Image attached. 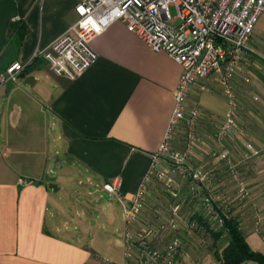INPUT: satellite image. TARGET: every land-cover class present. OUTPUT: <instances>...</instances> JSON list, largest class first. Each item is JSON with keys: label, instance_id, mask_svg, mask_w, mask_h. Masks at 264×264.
Here are the masks:
<instances>
[{"label": "crops", "instance_id": "1", "mask_svg": "<svg viewBox=\"0 0 264 264\" xmlns=\"http://www.w3.org/2000/svg\"><path fill=\"white\" fill-rule=\"evenodd\" d=\"M15 1L18 17L11 22L16 28L10 31L8 27L0 72L14 61H29L77 19V0ZM20 25L25 27L22 34L16 32ZM91 46L98 53L97 61L73 80L56 75L39 57L16 80L0 88V264H98L102 258L111 264L124 262L126 225L118 199L69 210L58 196L63 189L58 180L64 178L69 184L78 176V183L85 178L102 189L104 183L117 181L122 197L131 201L154 164L183 69L167 52L153 51L121 21L95 36ZM251 46L256 53L241 63L233 81L240 102L239 128L225 144L229 160L236 162L240 172L234 175L230 171L231 165L214 138L227 111L226 97L214 77L192 86L188 95L187 107L202 111L188 160L208 172L219 208L239 220L251 249L264 254V223L257 229L252 216L258 209L264 212V165L258 156L264 151V117L258 106L252 105V100L264 103V63L260 57L264 53V12ZM28 77L35 79L33 85L25 83ZM186 142L182 124L171 145L184 151ZM56 156L63 166L53 170ZM57 170L67 175L58 179ZM170 175L176 183L167 190V209L159 207L163 202L151 177L134 228H151L166 219L172 191L190 201L188 181ZM51 183H57L59 189L54 191ZM240 186L245 188L244 200ZM187 208L184 214L188 223H193H182L187 262L218 264L214 251L201 253L194 249L191 238L193 232H207L205 224L214 230L219 226L199 200L191 201ZM188 246L191 253L186 251ZM243 264L262 263L248 260Z\"/></svg>", "mask_w": 264, "mask_h": 264}, {"label": "built area", "instance_id": "2", "mask_svg": "<svg viewBox=\"0 0 264 264\" xmlns=\"http://www.w3.org/2000/svg\"><path fill=\"white\" fill-rule=\"evenodd\" d=\"M175 8L172 15L170 7ZM76 21L52 44L37 50L27 62L14 61L0 72V88L16 80L33 61L43 58L58 76L71 80L83 74L98 59L91 41L111 24L121 21L127 29L139 36L155 51H165L182 66L180 80L174 90V108L159 151L151 170L141 180L131 201L120 194L117 181L103 185L110 199L122 204L124 222V262L122 264H189L184 250L182 223L190 222L184 208L199 200L217 225L223 226L230 213L222 210L218 196L209 186V174L189 163L188 157L197 139V122L202 116L200 108H188L191 87L203 79L214 77L227 100V111L215 139L222 157L229 160L230 151L224 141L235 134L238 123L239 100L233 81L241 63L248 55L256 53L251 46L255 27L264 12V0H77ZM264 63V53L260 55ZM184 124L187 132L186 150L172 148L175 131ZM247 147L253 150L251 144ZM258 153V152H255ZM168 188L176 183L172 172L188 181L190 201L172 191L173 201L169 215L157 225L136 229L144 208L148 183L153 171ZM239 193L244 197L245 188ZM188 212L191 207L187 208ZM263 223L257 216L256 228ZM193 226V223H188ZM98 264H111L102 258Z\"/></svg>", "mask_w": 264, "mask_h": 264}, {"label": "rangeland", "instance_id": "3", "mask_svg": "<svg viewBox=\"0 0 264 264\" xmlns=\"http://www.w3.org/2000/svg\"><path fill=\"white\" fill-rule=\"evenodd\" d=\"M170 10H171L172 15H175L176 11H175V8L173 6L170 7ZM14 23L15 22H11V24L9 26L10 31L13 29V26L15 25ZM250 102H251V100H250ZM254 103L256 105H254ZM252 105H254L256 107L258 106L257 109L259 108L258 110L262 112V115L264 117V103L263 104H260V103L258 104L254 100H252ZM239 107H240V102H239ZM262 131H263V134H264V125H263V128H262ZM214 138H215V135H214ZM215 141H216V143H218L216 139H215ZM224 143L226 144V140L224 141ZM258 156L261 157L260 159L263 160L262 163L264 165V151H263V153L261 155H258ZM57 157H59V156H56L54 158V160ZM51 169H53V166L51 167ZM230 171L234 175H236L237 172H240L238 167H237L236 162H233V166L230 167ZM263 172H264V166H263ZM54 173L57 174L56 176H57L58 179H60L58 176H66L67 175L63 171H58V170L55 171ZM172 174H174L175 177L178 178V180L180 179V180H182L185 183V180L183 178H181L177 174V172H172ZM151 176L154 179V181L156 182L155 185H156V187L158 189V193L160 194V198L162 199V202H163V204L159 205V207H161L163 210H165V209H167V207H168L167 205H168L169 200H170V197L167 195V193L169 194V192L167 191L168 187L165 185V182L163 180L158 179L156 170L153 171ZM76 178L77 179L75 181H73V182H71L69 184L66 182V179H64V178H63L64 182H63V179L58 180V181H61L62 186H63V189L58 192V196H61L63 202L67 203V208L69 210H72L73 206H75L76 208L80 209L84 204L85 205L93 204V203L94 204H100V203L102 204V203H105V202H108V201H114L115 200V199H110L108 193L105 190H103L101 188L102 186L98 185L97 183H90L85 178H83L82 183H78V178L79 177L77 176ZM54 184H56L58 186L57 183H54ZM91 189H94V191L91 192L90 191ZM245 195H246V193H245ZM244 199H245V197L244 198L241 197V200H244ZM165 216H166V214H165ZM252 216L254 218L255 225H256L257 216H262L263 217V223H264V212L262 210L258 209L257 211H254ZM203 233L204 232H199L198 234H196V232H193V234H192L193 237L191 238L192 239L191 244H195L196 245V247H194V249L200 250L201 253L205 252V251H209V250L213 251L215 243L217 244L216 247H221L222 244L226 241V239L223 240V238L215 241L214 236L210 232L207 231L204 234ZM224 238H226V237H224ZM189 247L190 246H188V249L186 251L191 253ZM194 264H203V263L197 262V263H194ZM204 264H206V263L204 262Z\"/></svg>", "mask_w": 264, "mask_h": 264}, {"label": "trees", "instance_id": "4", "mask_svg": "<svg viewBox=\"0 0 264 264\" xmlns=\"http://www.w3.org/2000/svg\"><path fill=\"white\" fill-rule=\"evenodd\" d=\"M14 28L16 26H13L12 30ZM16 32L24 33L25 27L20 25ZM31 66L29 65L27 68H31ZM199 219L202 221L201 217ZM205 225L208 231L214 236L215 241L226 237V244L222 248L216 247V243L213 248L214 256L218 264H243L248 260L258 261L264 264V254L251 249L241 230L240 222L235 216L226 217L223 226L216 228V230L209 228L207 224Z\"/></svg>", "mask_w": 264, "mask_h": 264}, {"label": "water", "instance_id": "5", "mask_svg": "<svg viewBox=\"0 0 264 264\" xmlns=\"http://www.w3.org/2000/svg\"><path fill=\"white\" fill-rule=\"evenodd\" d=\"M18 17V9L15 0H0V57L3 53L7 51L6 49V39L7 31L11 21L15 20ZM26 84L33 85L35 79L33 77H28ZM2 114H0L1 118ZM58 165L63 166L62 161L57 157L53 162V170L58 168ZM50 188H53L54 191H57L59 188L56 184L51 183Z\"/></svg>", "mask_w": 264, "mask_h": 264}]
</instances>
